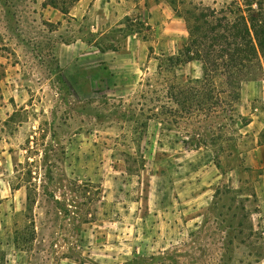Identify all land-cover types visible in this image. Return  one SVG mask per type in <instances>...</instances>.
I'll return each mask as SVG.
<instances>
[{"label":"rangeland","instance_id":"rangeland-1","mask_svg":"<svg viewBox=\"0 0 264 264\" xmlns=\"http://www.w3.org/2000/svg\"><path fill=\"white\" fill-rule=\"evenodd\" d=\"M63 1L0 0V264H264V170L250 161L264 146L262 51L248 80L219 74L211 115L152 101L173 74L203 76L200 61L166 71L162 56L195 38L163 33L178 32L174 8L251 28L264 0H168L166 13L86 0L68 15Z\"/></svg>","mask_w":264,"mask_h":264},{"label":"trees","instance_id":"trees-1","mask_svg":"<svg viewBox=\"0 0 264 264\" xmlns=\"http://www.w3.org/2000/svg\"><path fill=\"white\" fill-rule=\"evenodd\" d=\"M79 1L64 0L62 3L65 6L60 8L61 12L68 15ZM51 5L55 9L59 8L55 2H52ZM183 6L186 7L185 15H180L175 8L174 10L185 18L188 30L193 32L192 35L195 38H192L184 55L179 50L178 55L162 56L166 58L162 61L168 63L170 68H167L166 71L169 73H173L183 63L200 61L203 76L200 79L187 78V84H181L176 82L182 76L173 74L172 78H165L163 81L162 86H164L165 94L154 90L155 96L152 101L160 103L165 99L168 107L162 105L161 108H166L173 118L178 116L184 120L192 118L196 113L207 115L210 110V115L215 113L213 109L217 107V103L213 102V99L217 100L220 94L215 91L219 74L225 77V83L228 86H232L233 83H241L254 76V70H252L249 61L250 58H256L258 50L264 54V13L255 15L251 28H248L245 17H241L236 22H230L227 16L220 17L223 14L220 11L219 19L210 23L209 15L204 11L198 13L197 11L200 9L197 7H187L184 3ZM44 7H47V4ZM217 14L216 10L211 11L212 17H216ZM251 29L254 31L259 49L253 43ZM182 56H186L184 61L180 59ZM162 68L163 65L160 64L158 70L162 71ZM215 92H217L216 95H214ZM157 116L158 112L154 114L155 118ZM147 126V121L141 122V131L144 132ZM129 158L133 159L131 156ZM130 171L135 172L136 170L133 168Z\"/></svg>","mask_w":264,"mask_h":264},{"label":"crops","instance_id":"crops-1","mask_svg":"<svg viewBox=\"0 0 264 264\" xmlns=\"http://www.w3.org/2000/svg\"><path fill=\"white\" fill-rule=\"evenodd\" d=\"M99 1L100 0H95L93 2V7H95L96 5H98V2ZM143 1L146 3V7L148 9H150V10H153V9L160 10V9H162L163 10V13H166L168 11V6L169 5L170 6L172 5L171 3L168 2V0H154V3H151L152 0H143ZM88 3L89 2H87L86 0H80L79 3L74 7V10L73 11H76V10L80 11V9L85 8ZM168 18H169V23H168L169 27L170 26L175 27L178 30V32H176V33H170V32H167L164 29L163 30V33L165 35L166 34L167 35H171L172 36V39L174 40L173 42H178V41H184L185 42V40H187V37L184 35L185 29L188 30V27H187V23H186L185 18L182 17V16H180L176 11L173 13V15H170ZM167 39H168V37H167ZM151 49H152V52H153V48H151ZM151 49H150V51H151ZM179 50H178V52L176 54L174 52H171L169 55L170 56L178 55ZM166 55L167 54H165V56ZM144 56L145 57H144L143 60L146 62L148 60V56L147 55H144ZM59 57H60V54H59ZM136 57L137 56H134V59ZM138 60L140 62V61H142V58H140V56H138ZM193 62H196V61L189 62L186 65L191 64ZM141 66L142 65H140V67H139L138 70H142ZM250 157H251L250 158L251 163L252 164H255L254 165V168L255 169H263L264 170V146H260L257 149H255ZM262 177H263V183H264V175Z\"/></svg>","mask_w":264,"mask_h":264}]
</instances>
